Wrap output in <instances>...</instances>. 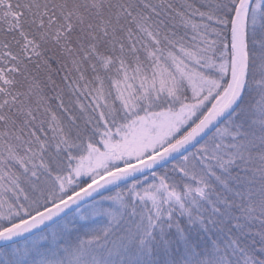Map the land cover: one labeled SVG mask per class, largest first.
I'll list each match as a JSON object with an SVG mask.
<instances>
[{
    "label": "snow or ice",
    "instance_id": "snow-or-ice-1",
    "mask_svg": "<svg viewBox=\"0 0 264 264\" xmlns=\"http://www.w3.org/2000/svg\"><path fill=\"white\" fill-rule=\"evenodd\" d=\"M0 264H264V0H0Z\"/></svg>",
    "mask_w": 264,
    "mask_h": 264
}]
</instances>
